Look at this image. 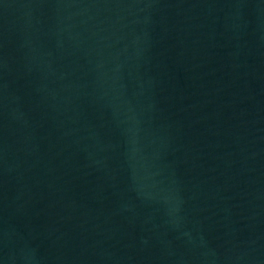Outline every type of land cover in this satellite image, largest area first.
Segmentation results:
<instances>
[{"label":"water","instance_id":"water-1","mask_svg":"<svg viewBox=\"0 0 264 264\" xmlns=\"http://www.w3.org/2000/svg\"><path fill=\"white\" fill-rule=\"evenodd\" d=\"M0 264H264V0H0Z\"/></svg>","mask_w":264,"mask_h":264}]
</instances>
